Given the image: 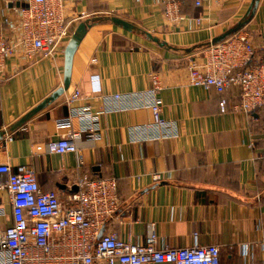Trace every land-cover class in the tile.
Segmentation results:
<instances>
[{"label": "crops", "instance_id": "1", "mask_svg": "<svg viewBox=\"0 0 264 264\" xmlns=\"http://www.w3.org/2000/svg\"><path fill=\"white\" fill-rule=\"evenodd\" d=\"M167 1L64 0V13L71 36L88 18L117 15L182 48L230 29L244 17L252 0L206 2L200 7L193 0H181L184 18L178 21L166 19ZM18 2L24 3L0 0V28H7L6 16L17 18ZM198 16L203 17L201 24L192 20ZM88 28L72 60L67 93L74 88L83 93L75 105L90 103L99 110L104 96L149 88L156 71L163 83L162 117L176 121L180 135L135 141L133 128L152 121L150 109L106 112L100 138L83 134L77 141L83 164L74 152L50 154L48 142L70 130L58 126L59 119L70 116L65 95L11 131L13 123L63 84L70 36L53 59L37 64L7 59L0 83V132L8 133L0 141V164L8 162L15 170L24 164L34 166L42 188L59 191L64 201L78 190L76 181L84 174L116 178L121 203L107 220L106 233L143 242L154 223L160 247L197 241L218 245L220 264H264V110L249 115L241 111L237 87L222 94L189 84L188 64L200 60L202 50L181 55L110 20L93 22ZM241 31H247L257 46L263 44L264 0ZM92 75L100 78L101 93L92 92ZM222 97L227 99L226 112L219 105ZM73 126L79 129L77 118ZM155 173L161 175L159 181L154 180ZM7 180L0 174V207L9 214Z\"/></svg>", "mask_w": 264, "mask_h": 264}, {"label": "built area", "instance_id": "2", "mask_svg": "<svg viewBox=\"0 0 264 264\" xmlns=\"http://www.w3.org/2000/svg\"><path fill=\"white\" fill-rule=\"evenodd\" d=\"M17 18L5 17L7 28H0V83L4 79L7 59L21 58L37 64L53 59L62 51L71 36L64 13V0H23ZM194 5L206 2L220 4L223 0H193ZM181 0H168L165 16L169 21L184 18ZM201 24L203 17L192 18ZM200 60L188 64V81L193 86L217 89L224 94L232 87L239 89L238 108L246 114L264 110V42L257 46L246 31H239L224 41L205 48ZM92 92L101 93L98 76H91ZM161 75L151 73L149 88L135 92H119L104 96L103 105L96 110L90 103L75 105L83 98L79 88L64 92L70 116L59 119V127L70 130L48 142L50 154L74 152L83 164L78 140L86 134L92 140L101 136V119L106 112L150 109L152 121L133 128V140H169L180 135L178 123L162 117ZM219 105L227 111V99ZM79 120V129L73 119ZM0 174L8 177L12 212L0 207V264H220L221 251L215 244L194 242L188 246H159L155 224H150L145 241L122 240L114 232L97 237L106 221L120 207L116 178H78V190L66 201L60 192L44 190L34 166L24 164L15 170L10 163L0 164ZM161 175L154 174L159 181ZM9 223V224H8ZM194 235L197 237V233Z\"/></svg>", "mask_w": 264, "mask_h": 264}, {"label": "water", "instance_id": "3", "mask_svg": "<svg viewBox=\"0 0 264 264\" xmlns=\"http://www.w3.org/2000/svg\"><path fill=\"white\" fill-rule=\"evenodd\" d=\"M260 0H252L249 9L247 10L246 14L244 17L238 21L234 26L230 27L227 31L214 36L213 39L205 41V42H200L196 45L192 46H187V47H175L171 45L167 41L161 40L159 37L154 36L151 32L143 31L140 27H137L136 25L130 23L126 19L120 17V16H105V17H100V18H88L81 22L77 28L76 31L72 34L70 39L68 40L65 52H64V74H63V84L56 89L52 93H50L49 96L44 98L42 101H40L36 106L28 110L27 113L22 115L20 119H18L15 123H13L10 126L11 131H15L19 128H21L24 124H26L29 120H31L33 117L37 116L41 110L45 109L46 107L50 106L51 104L54 103L57 99L62 97L64 95V92L67 91L70 88L71 85V71H72V66H73V57L76 52V50L79 47V43L83 39L85 33L88 31V27L92 25L93 22H98L100 20H110L112 23L115 25H119L126 29L127 31L133 32V31H138L140 33H143L146 35L148 39L151 41L157 43L159 46L163 48H167L175 53L178 54H192L195 52H198L200 50H204L205 48H208L214 44L220 43L224 41L225 39L229 38L231 35L236 34L237 32L241 31L243 28L246 27V25L249 23V21L255 16L257 10H258V5H259ZM21 5V2H18V6ZM27 4L23 3L22 6H26ZM8 133V130H4L0 132V141L3 140ZM77 190L78 188L75 187ZM116 214V213H115ZM107 221L103 228L101 229L98 237H97V242L99 241V238L106 232L107 228Z\"/></svg>", "mask_w": 264, "mask_h": 264}]
</instances>
